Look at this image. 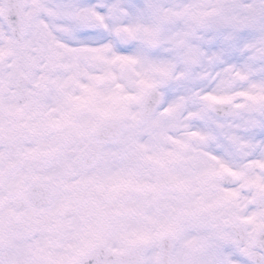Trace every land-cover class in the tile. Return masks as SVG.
<instances>
[{
	"label": "snow or ice",
	"instance_id": "snow-or-ice-1",
	"mask_svg": "<svg viewBox=\"0 0 264 264\" xmlns=\"http://www.w3.org/2000/svg\"><path fill=\"white\" fill-rule=\"evenodd\" d=\"M0 264H264V0H0Z\"/></svg>",
	"mask_w": 264,
	"mask_h": 264
}]
</instances>
